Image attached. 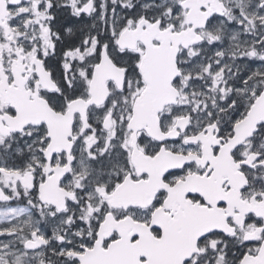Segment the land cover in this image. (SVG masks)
I'll return each mask as SVG.
<instances>
[{
  "label": "snow or ice",
  "instance_id": "snow-or-ice-1",
  "mask_svg": "<svg viewBox=\"0 0 264 264\" xmlns=\"http://www.w3.org/2000/svg\"><path fill=\"white\" fill-rule=\"evenodd\" d=\"M0 264H264V0H0Z\"/></svg>",
  "mask_w": 264,
  "mask_h": 264
}]
</instances>
